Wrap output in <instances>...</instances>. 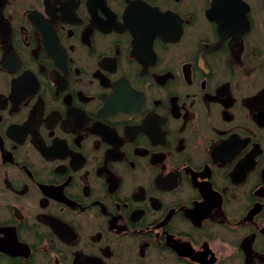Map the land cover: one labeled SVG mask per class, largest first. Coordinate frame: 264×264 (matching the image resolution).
<instances>
[{"label":"flooded vegetation","instance_id":"af4514ba","mask_svg":"<svg viewBox=\"0 0 264 264\" xmlns=\"http://www.w3.org/2000/svg\"><path fill=\"white\" fill-rule=\"evenodd\" d=\"M0 264H264V0H0Z\"/></svg>","mask_w":264,"mask_h":264}]
</instances>
